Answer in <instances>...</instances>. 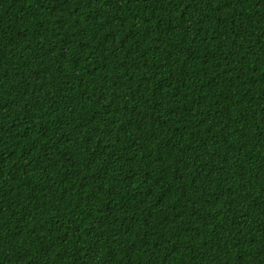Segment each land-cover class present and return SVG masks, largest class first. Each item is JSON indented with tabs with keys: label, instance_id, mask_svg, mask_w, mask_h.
Returning <instances> with one entry per match:
<instances>
[{
	"label": "trees",
	"instance_id": "trees-1",
	"mask_svg": "<svg viewBox=\"0 0 264 264\" xmlns=\"http://www.w3.org/2000/svg\"><path fill=\"white\" fill-rule=\"evenodd\" d=\"M0 264H264V0H0Z\"/></svg>",
	"mask_w": 264,
	"mask_h": 264
}]
</instances>
